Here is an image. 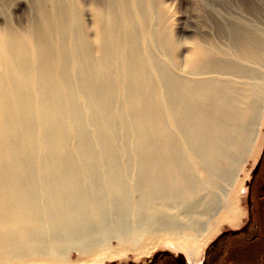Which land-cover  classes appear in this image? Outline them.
<instances>
[{
  "label": "bare ground",
  "instance_id": "bare-ground-1",
  "mask_svg": "<svg viewBox=\"0 0 264 264\" xmlns=\"http://www.w3.org/2000/svg\"><path fill=\"white\" fill-rule=\"evenodd\" d=\"M28 2L25 27L0 24V264L160 230L198 244L264 123V0L216 9L217 41L181 62L163 0Z\"/></svg>",
  "mask_w": 264,
  "mask_h": 264
},
{
  "label": "rangeland",
  "instance_id": "rangeland-1",
  "mask_svg": "<svg viewBox=\"0 0 264 264\" xmlns=\"http://www.w3.org/2000/svg\"><path fill=\"white\" fill-rule=\"evenodd\" d=\"M28 1L30 0H12V2L3 5L0 0V24L8 20L16 27H25L30 15V3ZM80 1L82 3H88L92 0ZM163 1L167 29L180 43V50L178 52V61L180 62L185 56L186 49L194 43L210 39L217 41L216 9L219 11L222 10L221 12L223 14L230 12L234 16L241 14L247 15L244 10L245 8L239 5L241 0ZM259 8L255 11V16L253 18L251 17L253 19L251 26L259 35L264 37V6ZM256 69L257 71H263L264 61ZM256 128L257 134H259V140L254 156L242 158L233 182L227 185V190L224 194L219 192L223 201L226 200L227 204L222 208L219 207L206 222L203 231L200 232L202 237L198 244L187 240V237L182 234L160 230L143 234L136 244H132L126 239L110 237L104 244L91 248L92 250L88 249L91 252L85 251V253L70 248L62 254L61 259L65 260L64 263L67 264H145L159 252L167 251L176 256L182 255L186 258L189 257L191 263L195 264L213 237L225 228L239 224L242 219L244 182L252 166V159L256 156L258 148L262 143L264 123L257 125ZM28 261V259H24L16 264H25ZM36 262L39 264H60L51 262L45 258L36 259Z\"/></svg>",
  "mask_w": 264,
  "mask_h": 264
},
{
  "label": "flooded vegetation",
  "instance_id": "flooded-vegetation-1",
  "mask_svg": "<svg viewBox=\"0 0 264 264\" xmlns=\"http://www.w3.org/2000/svg\"><path fill=\"white\" fill-rule=\"evenodd\" d=\"M241 221L220 231L195 264H264V135L244 182ZM145 264H192L161 251Z\"/></svg>",
  "mask_w": 264,
  "mask_h": 264
}]
</instances>
